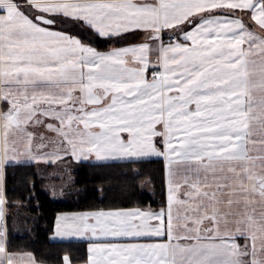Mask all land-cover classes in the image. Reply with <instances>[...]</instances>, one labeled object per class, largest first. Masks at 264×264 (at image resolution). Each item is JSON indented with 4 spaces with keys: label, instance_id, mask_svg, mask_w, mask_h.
Wrapping results in <instances>:
<instances>
[{
    "label": "snow or ice",
    "instance_id": "6c2138e0",
    "mask_svg": "<svg viewBox=\"0 0 264 264\" xmlns=\"http://www.w3.org/2000/svg\"><path fill=\"white\" fill-rule=\"evenodd\" d=\"M92 156L163 157L167 198L57 216L83 264H264V0H0V264H40L5 168Z\"/></svg>",
    "mask_w": 264,
    "mask_h": 264
},
{
    "label": "trees",
    "instance_id": "16d2710c",
    "mask_svg": "<svg viewBox=\"0 0 264 264\" xmlns=\"http://www.w3.org/2000/svg\"><path fill=\"white\" fill-rule=\"evenodd\" d=\"M80 35L86 42L90 40L93 44L98 39L86 32ZM75 175L78 193L67 201L55 202L42 191L34 165L14 164L5 168L6 227L12 249L32 252L40 264H62V256L66 253L71 254L78 264H83L86 244L55 243L49 240L58 214L118 207L155 209L165 204V165L160 159L138 163H81L77 165ZM143 182L149 186L152 195L142 192L140 184ZM16 209L36 218L30 233L23 235L21 233L24 230H12L10 213Z\"/></svg>",
    "mask_w": 264,
    "mask_h": 264
},
{
    "label": "rangeland",
    "instance_id": "374dc122",
    "mask_svg": "<svg viewBox=\"0 0 264 264\" xmlns=\"http://www.w3.org/2000/svg\"><path fill=\"white\" fill-rule=\"evenodd\" d=\"M76 171L77 166L70 161H66L63 165L36 167L42 191L55 202L67 201L70 196L74 197L78 193L79 189L76 186ZM140 187L144 193L149 190V186L145 182L141 183ZM53 190H55V194H53ZM35 220V217L26 216L20 209H16L15 212L10 213L12 230H14V232L17 229L24 230V232L21 233L23 235L32 231Z\"/></svg>",
    "mask_w": 264,
    "mask_h": 264
},
{
    "label": "crops",
    "instance_id": "0c3cea01",
    "mask_svg": "<svg viewBox=\"0 0 264 264\" xmlns=\"http://www.w3.org/2000/svg\"><path fill=\"white\" fill-rule=\"evenodd\" d=\"M156 159H160L164 162L163 160V157H149V158H145L144 160H156ZM66 161H70V162H73L76 166L78 164H81V163H90V164H109V163H126L124 161H118V160H102V161H97L95 156H92L90 157L88 160H80V161H76L74 159H66L64 161H58L54 164H48V163H44V162H33V161H28V160H25L24 158H21V162L19 164H31V165H34L35 167H51V166H56V165H63L65 164ZM16 163H13L12 165H14ZM164 165H165V162H164ZM3 189H4V183H3ZM146 194H151L152 195V192H151V189H149ZM166 198H167V179H166V169H165V203H166ZM160 208V207H159ZM159 208H155L154 210H159ZM141 209H147V208H141ZM112 210V209H111ZM7 209H6V206L4 205V212H5V218H6V215H7ZM99 211V210H97ZM107 211V210H105ZM81 212H87V211H81ZM70 213H79V212H70ZM62 214H65V213H61V214H58L57 216L59 215H62ZM57 216L55 217L54 219V222H53V227H52V230H51V233L49 235V240L51 242H57V243H70L68 240H62L60 238H56L55 237V221H56V218ZM4 224L6 225V219L4 221ZM71 243H84L86 244V256H87V241H80V240H73Z\"/></svg>",
    "mask_w": 264,
    "mask_h": 264
}]
</instances>
